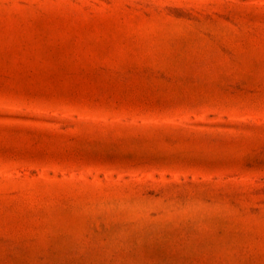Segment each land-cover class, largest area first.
Returning <instances> with one entry per match:
<instances>
[{"label": "rangeland", "instance_id": "374dc122", "mask_svg": "<svg viewBox=\"0 0 264 264\" xmlns=\"http://www.w3.org/2000/svg\"><path fill=\"white\" fill-rule=\"evenodd\" d=\"M0 264H264V0H0Z\"/></svg>", "mask_w": 264, "mask_h": 264}]
</instances>
